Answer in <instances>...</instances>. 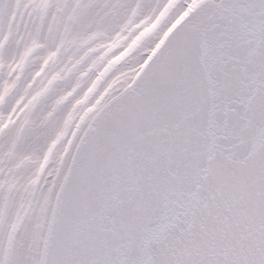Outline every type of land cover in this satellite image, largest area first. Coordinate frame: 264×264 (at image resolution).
Wrapping results in <instances>:
<instances>
[{
  "label": "snow or ice",
  "instance_id": "6c2138e0",
  "mask_svg": "<svg viewBox=\"0 0 264 264\" xmlns=\"http://www.w3.org/2000/svg\"><path fill=\"white\" fill-rule=\"evenodd\" d=\"M0 264H264V0H0Z\"/></svg>",
  "mask_w": 264,
  "mask_h": 264
}]
</instances>
